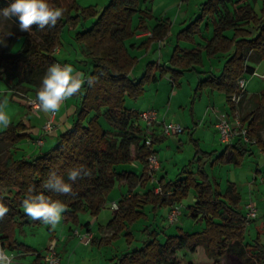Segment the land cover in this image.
<instances>
[{
  "label": "trees",
  "instance_id": "1",
  "mask_svg": "<svg viewBox=\"0 0 264 264\" xmlns=\"http://www.w3.org/2000/svg\"><path fill=\"white\" fill-rule=\"evenodd\" d=\"M153 1L110 0L99 12L96 6L81 7L78 0H49L52 7L64 9L63 17L56 25H46L43 29L33 23L31 32L22 31L17 18L6 17L15 28L0 31V70H3L0 80L13 86H25L27 93L35 96L47 67L57 62L55 49L63 47L66 29H75L97 18L90 28L83 25L82 31L74 37L76 43L83 46L91 69L81 87L77 120L59 137L58 144L31 159L16 158L11 149L26 137L24 124L0 131V211H3L0 240L6 252H36L18 238L25 225L42 224L41 220H33L23 211L25 197L43 194L50 200L62 201L65 223L78 226L81 214L98 218L117 184L127 180L134 189L146 190L149 184L154 186L145 193H133L132 189L119 199V209L108 224L115 230L112 238L125 233L131 239L129 230L138 221L148 218L143 210L145 206H151L157 216L164 208L180 206L191 192L196 202L188 210L190 217L201 220L205 228L195 233L179 228L177 235L166 237L164 242L159 240L157 231L147 228L149 237L143 247L116 258V264H173L171 258L177 251L194 253L199 247L214 258L213 264H221L222 259L231 264H264V245L260 238L253 245L246 242V214L236 184L230 183L222 191L206 170L204 157L214 152L203 151L199 141L192 137L198 148L197 159L184 166L175 180L162 178L156 186L153 183L157 181H153V173L148 168L152 151L145 144L139 111L127 108L128 99L137 102L148 85L169 76L174 86L179 87L185 74L199 73L203 53L198 48L182 49L179 43L194 44L202 22L210 16L215 19V30L205 52L209 58H223V69L219 74L205 73L206 78L198 83L195 93L206 89L223 93L232 112L240 113L251 139L256 140L255 145L264 154V92L256 96L255 108L244 114L232 102V97L240 93V80L254 73L250 64L264 60V1L258 14L249 0H207L201 7L200 17L180 32L168 64L149 63L141 78L132 80L130 74L138 61L126 43L143 31L146 22L153 18L151 10L142 8ZM9 2L0 0V8ZM137 16L139 22L135 27ZM168 30V26H159L153 35L162 36ZM227 31H234L233 38L225 36ZM20 40L23 45L15 53L13 49ZM244 100L245 92L239 104ZM241 143L237 139L232 151L225 150L217 160L241 166L254 146L250 144L246 148ZM135 162L142 166L140 174L120 170ZM73 168L81 170L76 181L68 179V172ZM50 173L62 176L72 185L71 191L57 193L46 189L44 182ZM157 188H160L158 194ZM38 258H42L39 253Z\"/></svg>",
  "mask_w": 264,
  "mask_h": 264
},
{
  "label": "rangeland",
  "instance_id": "2",
  "mask_svg": "<svg viewBox=\"0 0 264 264\" xmlns=\"http://www.w3.org/2000/svg\"><path fill=\"white\" fill-rule=\"evenodd\" d=\"M109 1L110 0H78V3L83 8L96 6L97 10L101 12L103 7L107 5ZM171 1L172 0H154L153 3H155L156 5L157 12H160ZM136 18L139 17L137 16ZM96 20L97 18L90 19L84 24H80L75 29L70 27L66 29L63 37L64 45L61 48L63 55L61 57L62 61H66L68 64H72V61H74V59L70 56V52L74 48L80 52V50L78 49L79 45L76 43L74 38V36H76V31H82L83 25H85V27L87 28L90 27ZM14 28L15 24L13 22H11L6 17H0V31L12 30ZM177 40L178 37L176 36L175 42ZM176 44L177 42L175 43V46ZM22 45L23 40H20L14 47L13 52L16 53L17 51H19ZM84 57L86 58V56ZM89 71L90 66H88V70L86 71V73L89 74ZM142 75L143 73L141 72L140 65L131 74V79L134 80V78L138 77L139 80ZM198 77L203 76L199 75L196 72L187 73L182 78L183 84L186 85L185 89L183 90L179 87L173 88L172 85L168 82L167 77L161 79L159 82L161 85V89L158 97L159 100L156 104V107L160 109L158 112L160 113V115H165L168 123L179 124L184 129L183 133L168 137L164 142H161L156 146L162 159V163L167 168L166 171H168V180H175L180 170L196 158V152L198 148L196 147L195 142L191 139L193 137V139L198 140L203 151L207 153L214 152L213 154L204 157L203 160V162L206 161L207 163L206 170L211 179L213 181H216L220 185L222 191H225L230 183H235L243 197L242 205H244L245 203L247 204L251 200L257 205V219L250 222V227L246 223L248 230L247 242L253 245L255 243V240L260 238L262 244L264 245V191L260 192V188H258L262 186L264 187V183L261 182L262 180L264 182V154L261 152L258 146L254 145L253 153L246 156L241 166L237 167L233 164L221 161L220 159L217 160V158L225 152L226 146L220 143L218 137L215 140L214 132L209 127L205 128L206 131H208V135L204 137V131H202V129H198L199 127H201V125L199 126V120H201V117L199 119L197 114H195V119H193L191 115L193 108L192 102L194 99L196 85L198 83ZM196 78L197 82H195ZM193 81L195 82V86H193L192 84L193 87L192 90H190L191 86L188 84L189 82L193 83ZM13 90H15V95L20 99L26 98L25 96H23L25 94L27 95V88L25 86H14ZM189 91L190 93L188 96ZM155 95L156 93H153V84H151L145 88V93L141 99H139L137 102L128 99L127 104L133 102L134 104L139 103L140 108L142 109L153 108V99ZM30 99L33 98H27V101L29 102ZM238 108L241 113L244 114L245 112L251 111L255 108V102L253 99H250L247 102L239 104ZM140 125L143 130L146 128V124L142 121L140 122ZM211 136L213 140L210 139ZM262 138L264 139V127L262 129ZM48 149L49 146L47 145L46 148H44V151H48ZM18 151L19 150L16 146L11 149L13 155H17ZM131 153L133 155L135 154L134 148L131 149ZM199 156H202V154L200 153ZM136 168L138 173H140L142 166H140V168L136 166ZM161 168L162 166L160 162V169L155 173V180L157 181V183L160 181L158 174L159 172H161ZM256 176L257 180H255ZM124 182L127 183L126 181H122L120 183ZM128 184L130 185L129 181ZM153 186L154 185L149 184L146 190H141L140 188L134 189L132 187L130 189H134L133 193H145L148 190L152 189ZM118 190L119 188L116 187L111 195L113 194L115 196L116 194L118 196ZM125 193H129V188L126 189ZM121 197L122 195L117 199H120ZM192 197H194V192H191L189 197L184 201L185 206H188L190 204ZM171 207L173 206L171 205L168 208L171 209ZM143 210L147 214L148 218L138 221L129 230L132 234L131 239H128L125 236V233L122 238H102L99 227L101 225L106 227L108 225L107 223L112 219L113 214L117 213L116 211L113 213L112 210L105 208L98 216V218H95L88 213L81 214V224L78 226L72 224L74 228L78 227L74 230L78 231L82 235L84 234L83 231L85 229L83 225L91 222V225L93 227L95 226L93 231L97 234L99 240L97 243L90 245H85L84 243H82L80 237L71 239V241H66V243H70V248L68 247V253L70 254L69 256L72 257L71 259H69V256L66 257V259H64V264H116V258L127 252L134 251L143 247L144 243L149 237L147 228L151 231H157L158 238L161 242H164L166 240V237L170 235H177L179 233L180 227L184 228L185 231H188L189 233L201 232L205 228V224L202 223L201 220L195 221L194 218L190 217L187 207H185V209L181 211L178 222L169 226L167 225L164 217L166 215V211L164 212V214L158 213V215L156 216L152 212L153 208L151 206H145ZM66 225L68 224H66L64 221L63 213L61 220L55 226L44 223L37 226L31 224L25 225L23 228V230L25 231L22 234H20L19 232V238L21 237V241L32 247V249L36 250V252L26 253L25 257H23V264H33L38 257V251L43 252L52 237V233L49 230H52L56 233L57 238L61 241L59 245L66 244L63 238L64 230H67L68 234V226L66 228ZM250 233L252 234V236L250 235ZM91 237L92 243L93 236L91 235ZM171 262L173 264H213L214 258L208 256L204 248H199L194 253L190 252L189 250H179L171 258ZM220 262L221 264H231L227 259H222Z\"/></svg>",
  "mask_w": 264,
  "mask_h": 264
},
{
  "label": "crops",
  "instance_id": "3",
  "mask_svg": "<svg viewBox=\"0 0 264 264\" xmlns=\"http://www.w3.org/2000/svg\"><path fill=\"white\" fill-rule=\"evenodd\" d=\"M206 1L207 0H172L160 12H157L155 3L149 4L147 6H143L142 7L143 9L148 8V10H151L153 18L146 22V26L143 31L138 32L134 38L130 39L126 43L128 48L130 49L131 55L135 57L138 61L136 67L133 69L131 74L140 65H141V72L144 73L149 63H158L161 65L168 64L169 59L176 47L175 43L178 42V41L175 42L176 36L178 37L180 32L185 30L191 23H193L198 17H200L201 7ZM234 1H238V0H234ZM263 1L264 0H256L254 2L252 0H249V3L255 9V11L259 14L263 6ZM138 22H139V18H135V22H134L135 27L138 25ZM163 25L168 26L169 30L167 31V33L163 34L162 36H160L159 34L158 36L157 35L154 36L153 34H154V31L157 29V27L163 26ZM214 30H215V19L209 16L202 22L201 27H200V34L195 37L194 44L190 42H185V41H182L179 43L182 49L190 50L193 48H198L203 53V66L201 68L199 67L198 69L199 73L196 72L203 77H198V83L206 78L205 73L219 74L223 69V62H224L223 58H220V56L209 58L206 56V52H205V47L207 46L208 42L214 36ZM225 36L230 39L233 38L234 31H227L225 33ZM61 48L62 47L56 48L57 52L55 53V58L57 59V62L61 64H68L66 61H62L61 59V57L63 56ZM78 49L80 50V52L77 51L75 48L70 52V56L74 59V61H72V64L70 65H72L75 73L80 74V77L84 80V83H85V79L87 77L86 71L88 70V66H90V69H91V65L90 63H88V58L84 57L86 56V53L84 54L83 46L79 45ZM250 65L254 68V73L247 74L244 78L246 80L244 102H247L250 99L255 100L256 96L264 92V60L259 63H251ZM1 71L2 70H0V72ZM131 74H130V77H131ZM167 78H168V82L172 85V87L176 88L172 80L170 79V77L168 76ZM134 80H138V77L134 78ZM159 82L160 81H158L157 83H154L155 85L153 84V93H156L153 99V108L142 109L140 108L139 103L134 104L133 102L130 104H127V108L133 111L136 110L139 112L149 110V109H154V110L159 111L160 109L156 107V104L159 100L158 97H159V93L161 89L160 88L161 85ZM195 82H197V78L195 79ZM195 82L194 81L193 83L189 82L188 85L191 86L190 90H192V87L195 86L194 85ZM198 83L196 85V88L198 86ZM185 86L186 85L183 84L181 80L179 88L183 90L185 89ZM13 87H14L13 85L7 84L4 79L0 80V107H3L12 117V122L7 127H0V131L1 132L5 131L8 127L12 125L23 123L25 126L24 134H26V137L16 145L19 151L17 152V155H15V157L31 159L33 157L44 154L50 151L51 149H53L58 144L59 137L66 130L71 128L72 125L75 123V121L77 120L78 111L80 109V103H81L80 93L82 89H80L78 93L74 94L73 96L61 102V107L57 111L55 127L52 132L46 133L44 126L46 122L50 120L51 112H43L40 109L29 106L27 98L36 99L35 94L27 93L26 95L24 93L25 94L24 96L26 98L20 99L19 97L15 95V90H13ZM189 93L190 91L188 92V96H189ZM192 105H193L192 114H191L192 118L195 119V114H197L199 119L201 117V120H199L200 122L199 126L201 125V127L203 128L201 127L199 128L197 127V128L202 129V131H204L203 136L206 137L208 135L207 134L208 131H206L205 128L209 127L214 132L215 140L218 137L217 124L219 123L221 117L227 116L228 118L232 119L235 114L231 110V105L229 104L227 97L223 93L213 91L211 89H206L202 92L195 93ZM159 121L160 122L156 125L155 130H154V142H155L154 150L158 154L160 158L161 166H162L160 170L161 172H159L158 174L159 179L161 180L162 178L168 179V171H166L167 168L162 163V159L160 157V154L156 146L157 144L164 142L168 138L164 136V132H163V124L165 122L168 123V121L165 118V115H162V114L160 115V113H159ZM41 139L43 140V145L38 144V140H41ZM210 139L213 140L212 136L210 137ZM236 142L237 140H235L231 146H227L226 150L231 152ZM242 144L244 143H241V146H243ZM47 145L49 146V149L48 151L47 150L44 151V148H46ZM244 145L246 148L250 147V144H244ZM251 148L253 151L254 147H251ZM136 166L140 168V165L138 164V162H135L132 165L120 167V170L122 169V170L140 174L141 172L138 173ZM182 169L180 170L179 174L181 173ZM156 177H157V174H156ZM255 180H257V176ZM126 182L127 183L124 182V183L117 184L116 187L119 188L118 196L116 194L115 196L112 194L109 197V200H108L109 203L106 208L112 210L113 213L115 211L112 209V204L114 202L119 201V199H117L119 196L126 195L125 192L127 188H129V191L131 190L130 189L131 185L128 184L127 180ZM261 182L264 183L263 180ZM153 184H156V186H158V183L156 182H154ZM258 188H260V192L264 191L263 186L258 187ZM237 189H238L239 194L241 195L238 187ZM195 202H196V199L194 195V197H192V200L188 206H185L184 202L180 206L182 210L185 209V207H187L189 210L191 206H194ZM245 205L246 203L244 205H241L244 214H246ZM164 209H162L159 213L164 214V212L166 211L165 212L166 215L164 216L166 220L170 211L172 210V207L171 209L168 207ZM114 216H115V213L113 214L112 219L114 218ZM109 222L107 224H109ZM89 223H90L89 227L85 228L83 232L90 233L93 236V242L91 244H95L98 242L99 239L97 237V234L94 233L93 231L95 226L93 227L91 225V222ZM250 224H249V227H250ZM67 226H68V234H67V230L63 231V234H64L63 238H64L65 243L66 241H71V239H74L76 237L79 238L78 236L75 235L76 231L74 230V229H77L78 227L74 228L72 224L66 225V228ZM99 228H100V233L103 239H105L106 237L112 238L115 232V230H112L113 228L108 227V225L106 227L101 225ZM182 229L185 231L184 228ZM24 231L25 230H22L20 234H22ZM49 231H51L52 233V237L50 241L54 240L57 242V249L61 257V264H64V259H66V257L70 255L68 253L69 252L68 247L70 248V243L59 245L61 241L57 238L56 233L52 230H49ZM123 235L124 234H121L119 237L122 238ZM250 235L252 236L251 233ZM19 241L25 244V246L30 247L25 242L21 241V237L19 238ZM246 242H247V238H246ZM199 248H202V247H199ZM38 252L42 253L41 251H38ZM6 253L14 256L12 264H23V257H25L26 252L16 251L14 253H9V252H6ZM71 257L72 256H69V259H71ZM33 264H44V262L42 258L39 259L37 257L36 261Z\"/></svg>",
  "mask_w": 264,
  "mask_h": 264
},
{
  "label": "clouds",
  "instance_id": "4",
  "mask_svg": "<svg viewBox=\"0 0 264 264\" xmlns=\"http://www.w3.org/2000/svg\"><path fill=\"white\" fill-rule=\"evenodd\" d=\"M63 14L64 9L52 7L49 0H10L6 7L0 8V17L17 18L19 28L28 32L32 31L33 23H37L41 29L46 25H56ZM83 83L84 80L74 72L72 65L52 63L41 77L35 102L43 112H56L62 101L79 92ZM11 122L10 114L0 107V127H7ZM80 176L81 170L78 168L68 172L70 181H76ZM44 187L57 193H68L72 185L62 176L50 173ZM22 209L31 219L55 226L62 218L64 204L38 194L25 197ZM0 215H3V211H0ZM0 264H11V258L6 252H0Z\"/></svg>",
  "mask_w": 264,
  "mask_h": 264
},
{
  "label": "built area",
  "instance_id": "5",
  "mask_svg": "<svg viewBox=\"0 0 264 264\" xmlns=\"http://www.w3.org/2000/svg\"><path fill=\"white\" fill-rule=\"evenodd\" d=\"M57 49H55V53ZM59 63V62H56ZM61 64V63H60ZM257 75V74H255ZM240 93L232 97V102L239 105L243 94L245 92L246 80H240ZM24 96V95H23ZM36 99H30L28 102L29 106L35 107L37 109L38 105L35 102ZM56 112H51V118L48 120L44 126L45 132L50 133L53 131L56 124ZM140 120L146 124L144 129L145 134V144L152 151L148 158V168L151 173H153V181L155 180V173L160 169V158L156 151L154 150V130L156 125L159 123V112L154 109L145 110L139 112ZM164 136L169 137L173 135H179L184 132L181 125L175 123H164L163 124ZM217 135L220 143L224 146H231L233 142L240 139L244 144H256V140H252L248 128L244 125L240 113L237 111L232 119L227 116H222L219 123L217 124ZM39 145H43V140H38ZM160 192V188L156 189V193ZM112 209L118 211L119 205L117 202L112 204ZM246 213V223L249 225L251 221H254L258 217V207L251 200L245 205ZM181 206H175L169 213L166 223L167 225H173L178 222L181 215ZM75 235L81 238L82 243L89 245L91 244L92 237L89 233L80 234L78 231ZM0 252H6L2 247L0 240ZM42 257L44 264H61V257L57 249V242L50 241L42 253H39ZM11 258V264L13 262L14 256L7 254Z\"/></svg>",
  "mask_w": 264,
  "mask_h": 264
}]
</instances>
